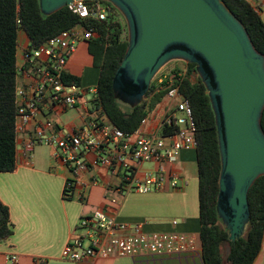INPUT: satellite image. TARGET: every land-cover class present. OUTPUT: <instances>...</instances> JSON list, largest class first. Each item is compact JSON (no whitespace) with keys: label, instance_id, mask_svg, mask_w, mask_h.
Listing matches in <instances>:
<instances>
[{"label":"built area","instance_id":"2783aa9c","mask_svg":"<svg viewBox=\"0 0 264 264\" xmlns=\"http://www.w3.org/2000/svg\"><path fill=\"white\" fill-rule=\"evenodd\" d=\"M67 7L81 18L80 23L39 45L29 40L22 47L16 87L18 153L28 156L36 146L50 147L53 157L61 159L70 171L65 183L66 199L83 200L87 190L99 183L93 170L101 167L118 179L108 186L112 193L108 204L115 208L121 197L131 192L145 194L168 186L171 189L187 186L188 178L176 166L184 150L198 146L193 106L180 90L182 81L189 76L188 66L159 79V84L167 89V105L158 125L146 130L158 115L152 111L135 132L125 133L102 112L97 102V86L85 88L65 78L69 74V60L79 44L99 36L93 21L108 20L119 10L106 0H73ZM87 103L91 108L85 110V124L71 131L45 118L48 110L85 109ZM166 125L174 131L164 134ZM145 164H153V167L144 168ZM116 213L97 209L81 218L78 227L82 233L65 245L62 257L80 261L142 254L173 256L199 251L198 238L193 234L147 232L143 223L121 221ZM177 223L173 220V224ZM10 259L14 263L19 260L15 255Z\"/></svg>","mask_w":264,"mask_h":264},{"label":"water","instance_id":"95a60500","mask_svg":"<svg viewBox=\"0 0 264 264\" xmlns=\"http://www.w3.org/2000/svg\"><path fill=\"white\" fill-rule=\"evenodd\" d=\"M73 0H40L53 14ZM126 18L129 46L113 87L135 107L171 60L196 63L215 111L222 169L218 213L231 241L245 235L248 193L264 175V55L222 0H106Z\"/></svg>","mask_w":264,"mask_h":264},{"label":"trees","instance_id":"16d2710c","mask_svg":"<svg viewBox=\"0 0 264 264\" xmlns=\"http://www.w3.org/2000/svg\"><path fill=\"white\" fill-rule=\"evenodd\" d=\"M246 27L256 49L264 55V20L260 10L248 0H222ZM119 12L108 20L93 21L98 37L91 40V51L100 68L98 105L109 120L125 133L135 132L144 117L155 110L166 96V88L154 84L135 107L124 109L116 98L113 80L129 46L125 25ZM118 14V15H117ZM81 22L67 6L53 14H44L40 0H0V172L17 168L16 101L18 73V34L24 30L34 45ZM127 29V28H126ZM188 78L180 85L181 93L193 106L197 130V164L201 231L200 240L205 264H253L264 237V175L259 177L248 193L250 219L245 235L231 241L218 213V195L222 161L215 111L197 64L188 63ZM193 75L196 77L193 78ZM68 81L81 84V78L68 74ZM264 130V112L262 117ZM174 131L167 125L164 134ZM10 208L0 199V240L13 235ZM228 247L225 254L224 248Z\"/></svg>","mask_w":264,"mask_h":264},{"label":"crops","instance_id":"0c3cea01","mask_svg":"<svg viewBox=\"0 0 264 264\" xmlns=\"http://www.w3.org/2000/svg\"><path fill=\"white\" fill-rule=\"evenodd\" d=\"M248 1L260 10L264 20V0ZM29 40L27 33L21 29L18 34V61L22 58V47ZM91 47L90 41L81 42L67 68L69 74L81 78V85L85 88L97 86L100 74ZM166 105L167 100L164 98L154 111L158 113L156 120L149 124L147 131L158 125ZM90 108V103L85 105V109L78 107L64 110L57 107L46 111L45 118H59L54 122L61 123L65 130L71 131L85 124L84 113ZM71 111L76 112V116L62 121L61 116ZM196 149L184 150L176 166L188 178L187 186L179 189L168 186L162 191L145 194L131 192L121 197L118 208L108 204V198L112 194L108 186L118 179L107 169L101 167L93 170L99 183L87 190L83 200L66 199L64 190L70 171L61 159L53 157L50 147L36 146L28 156L17 151V168L13 172H0V199L10 208L14 230L7 240H0V264H205L200 240ZM143 167L152 168L153 164H145ZM97 209H104L109 214L117 212V218L124 222H141L147 232L180 231L193 234L198 238L199 251L160 257L142 254L137 257L80 261L63 258L62 250L65 245L71 238L82 233L78 227L81 218ZM173 220L178 223L173 224ZM13 255L18 256V262L11 261L10 257ZM253 264H264V237Z\"/></svg>","mask_w":264,"mask_h":264},{"label":"rangeland","instance_id":"374dc122","mask_svg":"<svg viewBox=\"0 0 264 264\" xmlns=\"http://www.w3.org/2000/svg\"><path fill=\"white\" fill-rule=\"evenodd\" d=\"M119 18L121 19V21L123 22V24L125 25V30H126V35H128V27H127V21H126V18L124 17V15L119 11ZM117 14V15H118ZM127 28V29H126ZM188 66V63L185 62V61H182V60H171V61H168L165 65H163L158 73L156 74V76L154 77V79L152 80V83L151 84H154L156 86V89L157 88H164L163 84H159V79L161 78V76H163L164 74H168L170 76V74H172V72L174 71H179L181 70V68L183 67H187ZM189 67V66H188ZM196 76L193 75V78H195ZM86 83H89L88 81L85 80ZM89 86V85H88ZM92 86V85H90ZM121 105L124 109H127L128 106H130L129 104L127 103H124V102H121ZM156 110V109H155ZM153 110V111H155ZM76 112L74 111H71L69 112L68 114H64L63 116H61V119L62 121L65 122V120H68L72 117H75L76 116ZM50 120L54 121V120H60L59 118H55V117H52ZM181 158V157H180ZM228 247L226 246L224 248V252L225 254L228 253Z\"/></svg>","mask_w":264,"mask_h":264}]
</instances>
